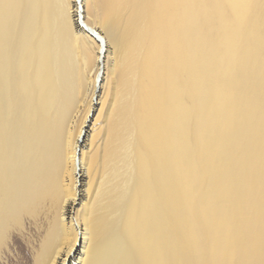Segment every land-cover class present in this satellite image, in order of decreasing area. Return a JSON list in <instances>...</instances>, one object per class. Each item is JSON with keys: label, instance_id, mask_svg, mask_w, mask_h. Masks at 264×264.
Returning <instances> with one entry per match:
<instances>
[{"label": "bare ground", "instance_id": "6f19581e", "mask_svg": "<svg viewBox=\"0 0 264 264\" xmlns=\"http://www.w3.org/2000/svg\"><path fill=\"white\" fill-rule=\"evenodd\" d=\"M0 264H264V0H0Z\"/></svg>", "mask_w": 264, "mask_h": 264}, {"label": "rangeland", "instance_id": "374dc122", "mask_svg": "<svg viewBox=\"0 0 264 264\" xmlns=\"http://www.w3.org/2000/svg\"><path fill=\"white\" fill-rule=\"evenodd\" d=\"M97 28H99V25L96 24ZM105 67H106V93L104 98V104L102 109H98L99 105L96 106L95 111L93 114L90 112V109L88 112H90L89 115H87L86 120L90 119V115L92 114L91 120L93 121L95 119L96 126H98L97 133L98 137L103 134L104 127L108 123L109 120V114H110V108L109 105L114 99V96L116 94L117 89V78H118V72L116 65L113 64L111 56L105 57ZM93 75V72H92ZM95 102V98H94ZM78 110V114L75 112ZM99 110V111H98ZM85 112V106L81 104V106H78L75 108V111L72 113V115L69 117V121H81L83 117V113ZM68 121V122H69Z\"/></svg>", "mask_w": 264, "mask_h": 264}]
</instances>
